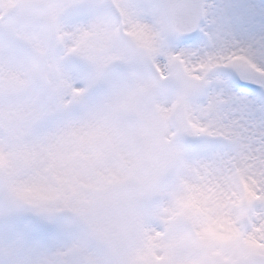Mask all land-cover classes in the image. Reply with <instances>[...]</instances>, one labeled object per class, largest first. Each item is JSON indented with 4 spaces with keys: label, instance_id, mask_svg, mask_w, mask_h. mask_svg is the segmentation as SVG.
I'll list each match as a JSON object with an SVG mask.
<instances>
[{
    "label": "snow or ice",
    "instance_id": "6c2138e0",
    "mask_svg": "<svg viewBox=\"0 0 264 264\" xmlns=\"http://www.w3.org/2000/svg\"><path fill=\"white\" fill-rule=\"evenodd\" d=\"M0 264H264V0H0Z\"/></svg>",
    "mask_w": 264,
    "mask_h": 264
}]
</instances>
